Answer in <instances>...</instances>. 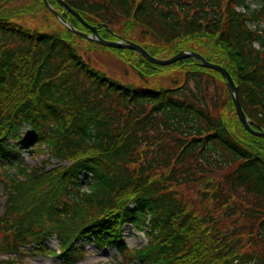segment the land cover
<instances>
[{
    "label": "trees",
    "instance_id": "16d2710c",
    "mask_svg": "<svg viewBox=\"0 0 264 264\" xmlns=\"http://www.w3.org/2000/svg\"><path fill=\"white\" fill-rule=\"evenodd\" d=\"M64 1L102 38L221 65L264 130V0L255 9L247 0ZM19 15L0 14V264L46 254L78 264L90 242L118 251L109 264H264V138L242 127L221 76L186 59L170 66L178 86L122 85L84 60L59 22L63 34L25 28ZM139 58L142 76L159 69ZM25 150L69 164L30 167ZM125 225L144 232L143 248L127 247Z\"/></svg>",
    "mask_w": 264,
    "mask_h": 264
},
{
    "label": "rangeland",
    "instance_id": "374dc122",
    "mask_svg": "<svg viewBox=\"0 0 264 264\" xmlns=\"http://www.w3.org/2000/svg\"><path fill=\"white\" fill-rule=\"evenodd\" d=\"M248 4L250 9H255L258 5L255 0H248ZM53 7L56 9L59 8L58 5H54ZM23 10H26L28 13H24ZM0 14H9L14 18H17V15L21 14L19 15L20 18L18 19V23L29 29H41L50 33L57 31L60 34H63L65 30V28H63L55 19L53 14L43 5L42 0H2L0 2ZM261 27H264V24H261ZM70 40H72L82 58L87 62L89 61V64L94 69L103 72L106 76L120 82L122 85L132 87L158 86L159 88H166L178 86L181 83V71L179 69L170 66H165L168 68L159 67V69L147 66L148 73L142 76L134 70L132 66L139 64V60L140 64H143L145 67L147 64H144L136 53L122 50L123 52L120 55L113 49L104 48L99 45L97 46V44L85 40L75 34L70 37ZM255 46L258 47L257 44H255ZM22 158L24 159V163L33 166L40 160L44 158L46 159L47 156L41 155L34 158L25 151L22 153ZM55 164L56 160L50 159L47 168L51 169ZM85 177V175L81 176L83 189L85 187V179L88 181V177ZM2 192L4 193V187L0 185V200L2 199ZM185 193H188L187 197H189V193H196V191L194 189H187L185 190ZM194 199L195 198H189V201ZM1 210L2 208H0V212ZM122 234L123 239L129 248L139 249L146 244V237L143 233L135 231L129 225H125L122 228ZM55 243L56 242L53 239L49 242V245L55 247ZM85 249L86 255L80 264H104L109 263L112 260H120L112 246L106 247L96 245L95 243H87ZM22 263L61 264L57 258L50 256H27Z\"/></svg>",
    "mask_w": 264,
    "mask_h": 264
},
{
    "label": "water",
    "instance_id": "95a60500",
    "mask_svg": "<svg viewBox=\"0 0 264 264\" xmlns=\"http://www.w3.org/2000/svg\"><path fill=\"white\" fill-rule=\"evenodd\" d=\"M64 11L68 12L69 14L73 15L84 27H86L91 34L87 35L80 31H77L71 27L70 24L65 22V20L50 6L48 3V0H43L45 6L47 9H49L55 17L64 25L66 26L71 32L79 35L82 38L88 39L98 45L112 48V49H127L132 50L136 52L138 55H140L142 58H144L147 62L158 65V66H169L172 65L178 61H183L186 59H196L198 61V65L205 69H211L213 71H216L220 74L222 79L224 80L228 91L232 97L233 106L235 109V112L237 114V117L245 130L252 136L256 137H262L264 138V130L262 129H255L251 126L250 119L245 115V113L242 110L239 97H238V89L235 86L233 80L231 79L229 73L220 65L211 63L207 60H205L199 53L193 52V51H186L182 50L179 51L177 54L168 57V58H155L151 56L145 49H143L140 45L128 41V40H118V41H111L103 39L99 36L97 29L95 26L88 25L81 16L72 8H70L67 4L64 3L63 0H55Z\"/></svg>",
    "mask_w": 264,
    "mask_h": 264
}]
</instances>
